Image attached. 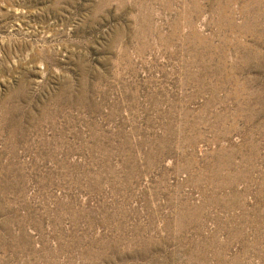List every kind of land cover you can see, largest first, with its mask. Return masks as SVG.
<instances>
[{"label": "rangeland", "instance_id": "obj_1", "mask_svg": "<svg viewBox=\"0 0 264 264\" xmlns=\"http://www.w3.org/2000/svg\"><path fill=\"white\" fill-rule=\"evenodd\" d=\"M0 264H264V0H0Z\"/></svg>", "mask_w": 264, "mask_h": 264}]
</instances>
